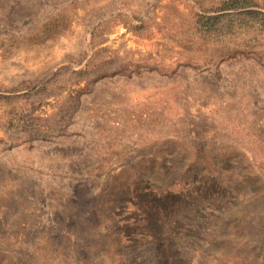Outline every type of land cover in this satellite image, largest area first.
Wrapping results in <instances>:
<instances>
[{
    "label": "rangeland",
    "instance_id": "1",
    "mask_svg": "<svg viewBox=\"0 0 264 264\" xmlns=\"http://www.w3.org/2000/svg\"><path fill=\"white\" fill-rule=\"evenodd\" d=\"M218 2L0 0V264H185L117 227L192 195L193 264H264V33L194 34Z\"/></svg>",
    "mask_w": 264,
    "mask_h": 264
},
{
    "label": "trees",
    "instance_id": "2",
    "mask_svg": "<svg viewBox=\"0 0 264 264\" xmlns=\"http://www.w3.org/2000/svg\"><path fill=\"white\" fill-rule=\"evenodd\" d=\"M213 14L197 13L194 19L195 29L192 31L194 34H198L200 38H204L211 41H220L230 33L235 31L253 28L258 32L264 33V6L260 4L258 0H219L215 8H213ZM165 192V191H164ZM158 194V193H157ZM160 195V194H158ZM166 196H173L176 194H170L168 191ZM199 195L187 197L190 201V205H187L184 210L180 206L173 208L171 211L159 215L158 213V229L155 235L151 229H148L147 224V212H140V218L127 217L126 219H118L123 224L118 226V231L124 233V236L128 242L133 243V236L135 233L127 234V229L130 226L135 225L142 230L138 233V237L135 240L140 241L141 244L152 243L154 246L158 243L171 244V247L176 249L180 258L184 260L185 264H193L194 255L191 251L186 249L185 245L189 242L194 243L198 240L197 237H192L195 232L190 235L188 229L184 228V225L194 227L197 217L190 213L191 203L197 200ZM139 210L138 206L135 207ZM209 209V207H207ZM127 211V210H126ZM183 212V216L179 212ZM176 214V215H175ZM184 230V231H183ZM150 232V233H149ZM202 241V240H200ZM160 260L164 259V255H160Z\"/></svg>",
    "mask_w": 264,
    "mask_h": 264
}]
</instances>
